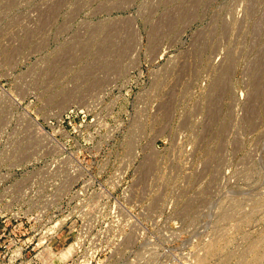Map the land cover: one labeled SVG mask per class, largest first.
<instances>
[{"label":"rangeland","instance_id":"rangeland-1","mask_svg":"<svg viewBox=\"0 0 264 264\" xmlns=\"http://www.w3.org/2000/svg\"><path fill=\"white\" fill-rule=\"evenodd\" d=\"M0 207L83 264H264V0H0Z\"/></svg>","mask_w":264,"mask_h":264},{"label":"built area","instance_id":"built-area-1","mask_svg":"<svg viewBox=\"0 0 264 264\" xmlns=\"http://www.w3.org/2000/svg\"><path fill=\"white\" fill-rule=\"evenodd\" d=\"M3 214L4 212L0 211V217ZM18 217L7 216L2 219L4 224L0 226V264H83L78 237L73 236L70 243L55 251L47 244L51 240L50 232L54 226L39 233L38 230L34 231V221L30 222L28 218L21 220ZM77 219L78 215H75V220ZM4 220L8 221L9 227ZM38 245H42V248L38 249ZM42 250L47 253L45 257L42 256Z\"/></svg>","mask_w":264,"mask_h":264}]
</instances>
